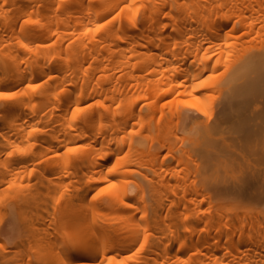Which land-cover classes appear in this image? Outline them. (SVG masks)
I'll use <instances>...</instances> for the list:
<instances>
[{
	"label": "bare ground",
	"instance_id": "bare-ground-1",
	"mask_svg": "<svg viewBox=\"0 0 264 264\" xmlns=\"http://www.w3.org/2000/svg\"><path fill=\"white\" fill-rule=\"evenodd\" d=\"M0 93V264H264V0H0Z\"/></svg>",
	"mask_w": 264,
	"mask_h": 264
},
{
	"label": "rangeland",
	"instance_id": "rangeland-1",
	"mask_svg": "<svg viewBox=\"0 0 264 264\" xmlns=\"http://www.w3.org/2000/svg\"><path fill=\"white\" fill-rule=\"evenodd\" d=\"M218 106H215V109L213 110V114L212 115H214V116H216L217 115V110H218V108H217ZM217 108V109H216ZM216 110V111H215ZM214 116H212V117H214Z\"/></svg>",
	"mask_w": 264,
	"mask_h": 264
},
{
	"label": "snow or ice",
	"instance_id": "snow-or-ice-1",
	"mask_svg": "<svg viewBox=\"0 0 264 264\" xmlns=\"http://www.w3.org/2000/svg\"><path fill=\"white\" fill-rule=\"evenodd\" d=\"M0 98H5L3 93H0Z\"/></svg>",
	"mask_w": 264,
	"mask_h": 264
}]
</instances>
